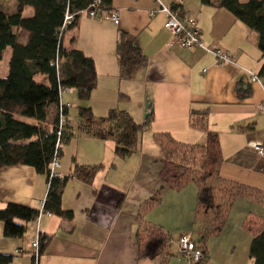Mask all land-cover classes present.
I'll list each match as a JSON object with an SVG mask.
<instances>
[{
	"label": "crops",
	"instance_id": "0c3cea01",
	"mask_svg": "<svg viewBox=\"0 0 264 264\" xmlns=\"http://www.w3.org/2000/svg\"><path fill=\"white\" fill-rule=\"evenodd\" d=\"M159 1L169 8L179 5L180 19L196 21L203 44L226 50L234 62L216 65L214 57L200 49L169 46L166 15L151 14L158 9L155 0H112L110 9L119 14L118 25L81 15L64 46L93 60L97 85L88 101L77 100L74 90L67 91L77 110L88 107L100 118L119 109L138 125L148 116L151 121L132 154L138 155L134 170H125V159L114 155L112 142L89 138L96 149L88 161L77 155L76 163L102 165L103 169L89 185L76 178L66 183L61 207L73 214L71 220L42 214L29 223L16 221L26 226L21 238L6 237L0 222V257L10 258L7 264H33L31 243L40 236L49 240L39 264H189L177 257L182 235L204 246L200 264H253L249 227L264 220L262 203L253 197H236L223 212L222 227L210 234L218 212L197 213L196 184L170 189L159 180L157 169L144 172L140 168L159 153L154 134L168 133L186 145L203 144L206 134L192 127L191 112H205L207 130L217 134L223 159L218 180L264 193V158L248 148L251 142L264 144V110L258 108L264 104V85L250 82L248 76V71L257 74L264 65L257 34L227 10L204 6L199 0ZM6 3L8 0H0L7 11ZM120 31L144 57V63L135 65L129 77L121 76L115 52ZM7 75L8 70L0 79ZM62 95L61 103L67 104ZM71 169L61 158L56 174L62 178ZM157 191L159 199L151 202ZM46 192L45 176L29 166L0 170V210L14 204L39 211Z\"/></svg>",
	"mask_w": 264,
	"mask_h": 264
},
{
	"label": "trees",
	"instance_id": "16d2710c",
	"mask_svg": "<svg viewBox=\"0 0 264 264\" xmlns=\"http://www.w3.org/2000/svg\"><path fill=\"white\" fill-rule=\"evenodd\" d=\"M92 1L15 0L16 9L11 13L0 5V61L3 52L7 48L11 50L8 75L5 79H0V170L24 165L33 168L37 174L44 175L47 192L43 210L65 220L73 218L71 212L64 211L61 207V196L66 183L76 178L89 185L103 169L102 165L82 166L73 159L69 175L50 178V164L57 140L60 143L57 150L59 157L62 146L73 136L67 122L69 104L61 103V94L74 90L79 101H88L97 85L93 60L82 51L66 48L63 44L65 31L76 27L81 16L78 13L85 11ZM199 1L204 6L227 10L255 32L257 49L264 58V0ZM111 2L112 0H100L97 11L100 14L110 12ZM26 8L33 10L30 18L22 16ZM171 9L180 10V6L173 5ZM66 14L74 15V18L66 30L61 32ZM115 52L122 77H129L135 65L144 63L140 50L121 31L117 36ZM256 75L264 82V65ZM39 77L45 79L46 83H37L36 79ZM61 106L64 107L66 125L58 137ZM205 117V112H191L192 127L199 128L206 134L205 142L201 145L180 143L168 133L154 134L153 141L160 154L159 180L174 190H179L188 183L196 184L197 213L205 215L213 210L218 212L212 230L208 231L215 234L222 227L223 212L233 199L248 196L264 205V193L218 180L223 159L218 136L207 130ZM21 119L32 122L25 123ZM150 121L148 116L143 124L138 125L126 111L119 109H111L105 117L97 118L90 108L79 107L77 129L89 138L112 142L114 155L126 159L136 151L139 136ZM216 180L219 183L215 185ZM158 195L157 191L151 202L157 201ZM38 212L32 208L8 204L0 210L4 235L11 238L23 237L26 226L16 221H35ZM249 230L252 233L249 256L253 264H264V220L254 221ZM48 240L46 236L38 238L39 255L44 251ZM194 244L202 253V262L205 256L204 246L201 243ZM9 260L8 257H0V264H7Z\"/></svg>",
	"mask_w": 264,
	"mask_h": 264
},
{
	"label": "built area",
	"instance_id": "2783aa9c",
	"mask_svg": "<svg viewBox=\"0 0 264 264\" xmlns=\"http://www.w3.org/2000/svg\"><path fill=\"white\" fill-rule=\"evenodd\" d=\"M158 3L157 11L152 12L151 14L154 15L155 13H164L166 15V21L164 23V29L167 30L170 34V41L168 43L169 46H177L182 49L193 50V49H200L206 54H210L214 57V62L216 65H228L234 62L233 56H231L226 50L218 47H209L204 45L201 41V33L200 29L197 26V23L193 19H185L181 20L179 17L180 10L177 9L172 10L169 7L164 6L159 0H155ZM100 5V0H93L89 7L83 11L78 13L79 15H86L91 19L102 18L105 20H109L113 22L115 25L119 24V14L117 11H110L108 13L100 14L97 9ZM74 15L66 14L62 27L61 32H64L66 28L71 24ZM248 76L250 82L260 83L264 85V82L257 77L251 71H248ZM65 107H68L66 105ZM63 106H61L59 121H58V130L57 136L60 137L63 128L66 125V118L63 115ZM259 110H264V104L258 106ZM59 139L57 140L54 158L50 164V178L52 177H59L56 174V170L59 168V157L57 155V150L59 147ZM248 148H250L256 155L261 158H264V144L259 142H251L248 144ZM44 202L41 204V208L38 212L37 219L42 215L45 214L50 216L51 214L45 212L43 210ZM32 252V261L33 264H39V241L35 239L31 243ZM177 257L181 260L186 261L189 264H200L202 259V253L199 249L196 248L194 242L188 235L180 236L177 242Z\"/></svg>",
	"mask_w": 264,
	"mask_h": 264
},
{
	"label": "rangeland",
	"instance_id": "374dc122",
	"mask_svg": "<svg viewBox=\"0 0 264 264\" xmlns=\"http://www.w3.org/2000/svg\"><path fill=\"white\" fill-rule=\"evenodd\" d=\"M242 1H246V0H242ZM6 6H7L6 9H7L8 13L14 12L15 9H16L15 0H8V3H6ZM32 14H33V10L31 8H26L22 12L23 18H30L32 16ZM73 35H74V30L73 29H69V30L65 31L64 38H63V44L65 46H66L67 42H69V40L71 39V37ZM10 56H11V50H10V48H8L4 52V54L2 56V59L0 61V75L5 73V72H7V70H8V62H9ZM40 77H43V76H40ZM40 80L41 79H39V80L36 79V82L40 83ZM62 94H63L62 95L63 96V101L65 103H69L71 105L68 125L71 127L73 136H72L71 140L67 144L62 146L64 157L59 156V160H61V158H62L64 163H66V165L69 166V165H72V160L73 159H75V161H76L77 155H79L78 158L80 160L82 159V161H88L87 157H89L90 152L92 150L96 149V146L94 145L96 143H93L95 141H89L90 140L89 137L83 135L77 129L78 110H77V107L75 105V102L73 101V98L69 94V92L64 91ZM21 120L24 121L25 123H31L32 122L29 119H21ZM198 120L199 119H197V121ZM91 143H93V145ZM154 148H156V147L154 146ZM82 149H85L87 151L85 152ZM137 156L138 155L133 157L131 155L130 157H128L127 159L124 160L123 164L127 165L125 167V170H127L128 168L129 169H133V170L136 169V166H137V161L136 160L138 158ZM159 160H160V154L159 153H157L156 157L154 155H152V157L150 158V160H148L147 163H143L141 165L140 170L144 171V172H150V171L153 172V171H156V169H157L156 173H159ZM117 164H121V163L119 162ZM125 165H122V166H125ZM107 170H109V169H107Z\"/></svg>",
	"mask_w": 264,
	"mask_h": 264
}]
</instances>
